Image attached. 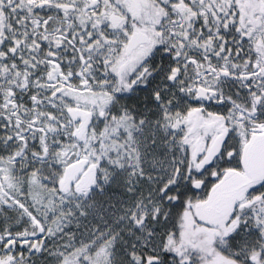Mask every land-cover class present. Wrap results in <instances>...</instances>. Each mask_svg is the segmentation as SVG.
Wrapping results in <instances>:
<instances>
[{
	"label": "snow or ice",
	"instance_id": "snow-or-ice-1",
	"mask_svg": "<svg viewBox=\"0 0 264 264\" xmlns=\"http://www.w3.org/2000/svg\"><path fill=\"white\" fill-rule=\"evenodd\" d=\"M0 264H264V0H0Z\"/></svg>",
	"mask_w": 264,
	"mask_h": 264
}]
</instances>
